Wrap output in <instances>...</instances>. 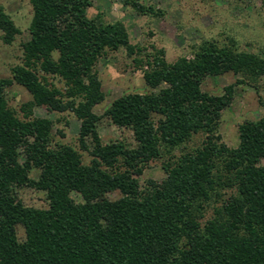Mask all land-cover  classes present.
I'll return each mask as SVG.
<instances>
[{
  "label": "trees",
  "instance_id": "trees-1",
  "mask_svg": "<svg viewBox=\"0 0 264 264\" xmlns=\"http://www.w3.org/2000/svg\"><path fill=\"white\" fill-rule=\"evenodd\" d=\"M28 2L21 60L10 77H0V264H264V120L238 123L235 147L218 132L236 85L257 88L264 76V53L205 40L190 57L168 62L161 48L141 54L122 22L89 16L90 0ZM129 5L141 15L161 14L143 0ZM19 33L0 5L2 42ZM120 49L137 67L146 65L149 90L121 94L97 114L104 92L96 63ZM225 72L236 76L234 83L220 94L203 90L206 78ZM12 82L29 93L28 108L78 119V146L88 163L68 145L52 143L49 118H19L8 107ZM103 117L128 129L132 143L103 142L97 130ZM197 133L199 145L186 149ZM153 159H162L165 176L147 188L139 175ZM22 187L43 192L46 207L24 205ZM111 187L119 197L106 196ZM222 188L233 192L201 221Z\"/></svg>",
  "mask_w": 264,
  "mask_h": 264
},
{
  "label": "rangeland",
  "instance_id": "rangeland-1",
  "mask_svg": "<svg viewBox=\"0 0 264 264\" xmlns=\"http://www.w3.org/2000/svg\"><path fill=\"white\" fill-rule=\"evenodd\" d=\"M143 1L160 10L161 14H138L130 7L129 0H90L87 14L93 16L99 13L107 21L122 22L128 30L130 43L143 48L141 54L152 51L153 47L161 48L168 62H173L180 56L190 57L192 51L205 40H213L220 45L232 40L239 50L264 53V5L261 0ZM0 5L20 30L10 44L3 43L0 37V77H10V68L21 60V43L28 38L27 28L32 9L28 0H0ZM132 58L124 49H120L109 51L96 63L95 68L104 92V99L93 108L97 114L102 113L110 101L121 94L149 90L143 79L146 65L137 67ZM49 80L59 87L62 85V81L56 78L50 77ZM235 80L236 76L232 72H225L206 78L202 88L211 94H220L223 86L232 84ZM5 99L8 107L19 118H49L52 121V143L68 145L80 155L82 163L89 162V154L79 149V121L71 112L48 111L43 106L28 108L24 104L30 101V95L15 82L5 89ZM244 120H264V76L258 80L257 88L247 84L236 85L230 105L221 113L218 132L229 147L237 145L236 127ZM97 130L103 142L121 140L132 143L130 131L116 127L107 118L103 117L99 121ZM202 138L201 133L194 134L185 148L191 149L199 145ZM161 161L162 159H153L142 167L140 185L150 188L153 184L160 183L165 176ZM261 163L264 164V160ZM30 176L36 177V171L31 170ZM232 192L230 188L219 189L217 195L212 196L206 204L201 221L212 217L215 209ZM18 193L24 205L46 207L43 192L22 187ZM105 194L109 199L120 196L119 191L113 187ZM16 235L18 240H23L24 232L20 225L16 226Z\"/></svg>",
  "mask_w": 264,
  "mask_h": 264
}]
</instances>
